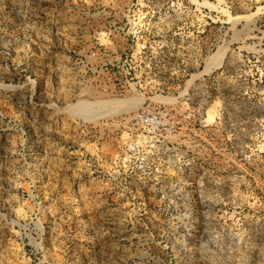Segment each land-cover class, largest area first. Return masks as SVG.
I'll return each mask as SVG.
<instances>
[{
  "label": "rangeland",
  "instance_id": "1",
  "mask_svg": "<svg viewBox=\"0 0 264 264\" xmlns=\"http://www.w3.org/2000/svg\"><path fill=\"white\" fill-rule=\"evenodd\" d=\"M0 264H264V0H0Z\"/></svg>",
  "mask_w": 264,
  "mask_h": 264
},
{
  "label": "built area",
  "instance_id": "2",
  "mask_svg": "<svg viewBox=\"0 0 264 264\" xmlns=\"http://www.w3.org/2000/svg\"><path fill=\"white\" fill-rule=\"evenodd\" d=\"M165 109L160 107L154 109L146 108L137 111L133 117V125L137 127L138 130L147 135H157V132L164 129L165 133L169 134L173 130V124L169 126L163 122V117Z\"/></svg>",
  "mask_w": 264,
  "mask_h": 264
},
{
  "label": "bare ground",
  "instance_id": "3",
  "mask_svg": "<svg viewBox=\"0 0 264 264\" xmlns=\"http://www.w3.org/2000/svg\"><path fill=\"white\" fill-rule=\"evenodd\" d=\"M212 65H214V63L213 64L207 63L205 70H208ZM134 100H136V99H134ZM138 100H141V99H138ZM136 103H137V100H136ZM139 103L141 104L142 101H139L138 104H135V103H133V104H131V103L130 104L129 103H126V104H122V103H120V104H118V103L117 104H114L112 102L111 105H108V106L106 105V109L104 111H101V112H99L101 109L100 110H97V112L93 111V109L88 108L86 106V104L85 105L84 104H81L77 108L72 107V109L74 108L73 109V115L80 117L84 121L92 122V121H97V120L103 119V118H108V117L111 118L112 116H115V115H117L119 113L129 112V111H132L134 109H137V107L139 106Z\"/></svg>",
  "mask_w": 264,
  "mask_h": 264
}]
</instances>
